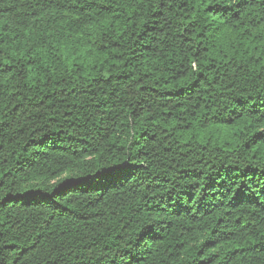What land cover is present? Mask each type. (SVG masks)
<instances>
[{
    "label": "trees",
    "instance_id": "obj_1",
    "mask_svg": "<svg viewBox=\"0 0 264 264\" xmlns=\"http://www.w3.org/2000/svg\"><path fill=\"white\" fill-rule=\"evenodd\" d=\"M0 264H264V0H0Z\"/></svg>",
    "mask_w": 264,
    "mask_h": 264
}]
</instances>
